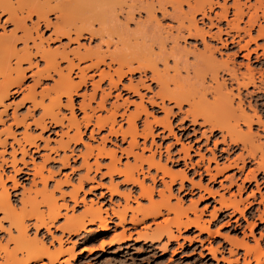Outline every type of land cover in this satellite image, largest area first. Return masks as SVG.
Wrapping results in <instances>:
<instances>
[{"label":"snow or ice","instance_id":"6c2138e0","mask_svg":"<svg viewBox=\"0 0 264 264\" xmlns=\"http://www.w3.org/2000/svg\"><path fill=\"white\" fill-rule=\"evenodd\" d=\"M226 158L250 183L242 204L214 207L236 182L209 188ZM130 186L139 214L168 224L192 196L234 249L164 243L165 264H264L250 202L264 209V0H0V264H79L95 249L69 237L100 223L89 200H131Z\"/></svg>","mask_w":264,"mask_h":264},{"label":"rangeland","instance_id":"374dc122","mask_svg":"<svg viewBox=\"0 0 264 264\" xmlns=\"http://www.w3.org/2000/svg\"><path fill=\"white\" fill-rule=\"evenodd\" d=\"M71 140L75 141V139H71ZM66 141L67 140L63 142H66ZM117 142L119 143V141ZM101 144H103V141H101ZM105 147L111 149L110 145H106ZM77 149H79V151H86L85 149L79 148V145H77L76 148H72L71 151L76 152ZM229 161H233V160L229 159ZM229 161L226 158L225 160H220L219 164L222 166L223 163L227 164ZM102 162H103V158H101V163ZM229 172H231V169L225 170L224 174L220 176L219 179H224L225 175H229ZM245 174L246 173H240L237 169L235 178H234L236 180V183L231 185V188L229 191L223 192V194H225L226 197L231 196L234 192L235 195H233L232 197H236L237 199L242 198L241 204L244 202V199L246 196L245 190L247 188V185L250 182L248 181L245 182V187L242 190V192H238L237 184L241 183V180L243 179V176ZM95 175H101V174H95ZM105 179L107 180V184L109 185L110 178H105ZM98 182L103 183L102 180H96L97 184ZM229 182H230L229 180H223L224 186H220V184H211L209 186H213L214 189L216 190L226 189V188H229ZM129 188L132 189L133 191L135 186H130ZM128 189H123V190L127 191ZM177 192H179L178 189H177ZM261 194L263 195L262 197H264V189L261 190ZM196 195L198 198V193H196ZM180 198L182 200V205L184 207H188L191 204L190 200L193 199L192 196H188L187 194H185V196H182ZM95 199H96V203L94 204V206H102L103 214L107 215L108 221L112 220V222L111 221L108 222L109 229L105 232H101L100 227L96 224L95 227L91 229V231L81 232L79 236L71 235L69 237V239H72V242L75 243L74 245H78L79 247H82V248H94L95 249L94 252L80 253V255L78 256L79 264H136L137 260L143 261L146 259L150 260L152 258H155L157 260V264H165V258L167 257L168 254L164 251H160L157 254V251H156L157 249H162L163 247L162 245L164 243H167L169 247L173 248V250L179 249L181 245H184L185 246L184 251H187L192 248L203 249L204 245L200 243L201 239L206 242L207 247L209 246L215 247L219 245L218 251H219L220 257L224 255V256H228L231 258V255H229V252H228L229 247L231 246L230 242L227 240H224L223 236H220V237L209 236L208 232L205 229L200 230L194 226H190L187 228L185 227L181 228L182 234L181 236L178 237V239L172 238L169 241L165 235H162L160 238H156L155 240L151 241L149 240L148 236L152 234L151 231L152 229L156 227V224L163 220H155V219L149 218L145 220L144 222L136 224V225H133L131 223H125L124 225L116 226L113 223V221L117 222L118 219H116L112 211L109 212L108 209L112 210V207L113 206L116 207L118 203H120V205L122 206L125 203L124 199L116 194L108 197V199H102L100 197H96ZM207 199L211 203L212 206L215 205L216 207H219V203H216L213 197L209 196L207 197ZM250 202L254 205L251 211L256 212V210L259 209V212L260 211L264 212V209H261L259 207L258 200H252ZM89 203L90 204L93 203L92 200H89ZM130 204L132 206L137 205L135 203L134 198L130 201ZM197 206L200 209V211H197V214L201 216V219H204L205 221H207L206 224L210 225L211 230L214 231L215 227H219V225L216 224L215 220H212V223H209L208 220H210L211 218L210 211L200 208V205H197ZM201 209H203V211H201ZM193 211L194 210L191 208V212L187 211V214L190 217H193L195 215ZM228 214L229 213H227L226 211L218 213L216 216V219L223 222L226 216L229 218L231 217V215H228ZM236 227L237 228L240 227L239 222L236 223ZM123 229L126 230V237L120 240L114 239L113 237L121 234ZM173 230L176 234H178V231L176 230L175 226H173ZM145 232L147 233L150 232V233L149 235L146 234L140 238H137L139 235L138 233L144 234ZM221 232L229 236L238 235L235 228L221 229ZM74 236L76 237L75 239H73ZM106 241H114V243H105V246L103 248L99 247V245L102 242H106ZM225 249H228V251L226 252ZM206 260H207V264H211L212 257L210 254L206 257Z\"/></svg>","mask_w":264,"mask_h":264},{"label":"bare ground","instance_id":"6f19581e","mask_svg":"<svg viewBox=\"0 0 264 264\" xmlns=\"http://www.w3.org/2000/svg\"><path fill=\"white\" fill-rule=\"evenodd\" d=\"M100 120L102 121L103 120V117H100ZM115 130L116 129L114 128L113 131H115ZM76 135L77 134H73V135H71V137L69 136L70 137L69 139H76ZM63 143H67V141L66 142H63ZM104 150H113V149L106 148L105 146L102 147V148H98L97 149V151H104ZM91 151H92V148L89 147L85 152L87 153V152H91ZM65 159H67V157H65ZM227 160L229 161V159H227ZM83 163L87 164L88 161L87 160H84ZM227 164L228 165H234L235 164V161L234 160L233 161H229ZM225 165H226V163H223L222 166L220 164H218L216 166L215 171H216V174L218 175V179L220 178V176H222L224 174V172H225V170H224L225 169ZM206 167L211 170V166H207L206 165ZM109 170L110 171H114L115 169H114V167H112ZM222 170H224V171H222ZM238 171L240 173H244V172H241L239 169H238ZM101 175H102V173H101ZM245 175H248V173H246ZM234 178L235 177L232 176V175H225V178L222 179V181L223 180H229L231 182V181L234 180ZM245 182L246 181H244L242 179L241 180V183L240 184H237V190H238V192H242V190L245 187ZM98 184H101V183L98 182ZM220 186H224L223 182L220 183ZM108 187L109 188H112L113 187V180L111 178H110ZM209 188H210V190H216V189H214L213 186H209ZM178 191H180V190L178 189ZM132 192L133 191L130 188L126 191V193L129 196H131V200L133 198L136 199V197L132 194ZM193 192H196V190L193 189ZM115 194L118 195V193L115 190H113L112 195H115ZM232 196H233V194L231 196H229V197H226V195L222 193L221 195H219V198L218 199L215 196H210V197H213L214 201L216 203H219V207L220 206H225V205H238V204H241L242 198L237 199L236 197H232ZM261 196H263V195L261 194ZM123 199H124V202L125 203L122 206L120 205V203H118L116 207H114V206L112 207V213L115 216V218L118 219L117 222H114L113 221V223L116 226H121V225H124L125 223H131L133 225H136V224L142 223L145 220L149 219L147 216H141L139 214L140 213V205L137 204L136 206H132L130 204V201L131 200L127 199L126 197L123 198ZM190 202H191V204L188 207L180 208V205H182V200L180 198L178 204L176 205V207L179 209V211L176 214H174L173 216H171L169 218L170 221H171V224L165 223L164 220L161 221V222H158L156 224V227L154 229H152V231H151L152 234L151 235H149L150 232L149 233L145 232L144 234L138 233L139 235H138L137 238H140V237L148 234L149 235L148 236L149 237V240L153 241L156 238H160L162 235H165L167 237V239L170 241V239H172V238L178 239V237L181 236V234H182L181 228L182 227L187 228V227H190V226H194V227H196V228H198L200 230L205 229L207 232L213 231V230H211L210 225H207L206 224L207 221H205L204 219H201V216L199 214H197L198 206L197 205H193L192 204V200H190ZM214 207H216V206L214 205ZM188 208H192L194 210L193 212H194L195 215L193 217H190L187 214V209ZM125 209H127L129 212H131V215H128L127 213H125V211H124ZM201 211H203V209H201ZM87 212L89 213V215H88V224L89 225L92 224L93 220H99L100 223H98L97 225L100 227L101 232H105V231H107L109 229L108 222H110V221L112 222V220H109L108 221L107 215H104L103 212H102V206H94L93 203H91V204L89 203L88 206H87ZM179 212H183L184 214L181 216L179 214ZM260 212H259V209L256 210V213L257 214H259ZM210 214H211L210 216L212 217V212ZM228 215H231V214L229 213ZM216 216H217V214H216ZM101 224L107 225V227H101ZM173 225L176 227V230L178 231V234H176L174 232ZM80 234L81 233H79V235ZM72 235H76V233H73ZM125 237H126V230L123 229V231H122L121 234H119V235H117V236H115L113 238L116 239V240H120V239L125 238ZM74 244L75 243H73V245ZM230 245L231 246L229 247V251H228L229 252V255H230L231 251L234 250L233 247H232V243H230ZM211 247H213V246H209V248H211ZM221 257H224L225 259H231L230 257L224 256V255H222ZM217 259H219V258H217Z\"/></svg>","mask_w":264,"mask_h":264}]
</instances>
